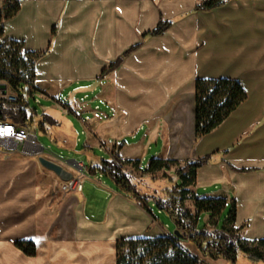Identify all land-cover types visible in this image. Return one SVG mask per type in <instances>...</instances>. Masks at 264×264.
<instances>
[{
  "label": "crops",
  "instance_id": "obj_1",
  "mask_svg": "<svg viewBox=\"0 0 264 264\" xmlns=\"http://www.w3.org/2000/svg\"><path fill=\"white\" fill-rule=\"evenodd\" d=\"M18 1L17 13L3 22L1 40L45 51L35 65V85L41 99L54 105L41 106V113L65 124L67 132L70 120L53 111L60 109L57 98L67 91L80 97L88 86L93 95L82 113L69 112L82 125L79 157L49 149L55 155L50 159L74 172L80 190L61 191V180L21 148L0 151V264H114L117 238L167 233V223L160 220L168 216L158 208L155 215L151 199L147 210L100 174H88L86 165L82 172L72 165L73 160L108 158L114 151L130 180L147 181L152 190L167 180L152 178L172 174L175 167L143 173L149 158L206 157L196 170L193 196L224 197L225 207L233 202V226L241 228V237L264 238V0H224L199 10L195 6L203 0ZM160 20L171 23L161 34H148ZM196 78L236 79L246 92L198 139ZM69 85L74 89L64 92ZM94 105L96 113L90 112ZM187 207L194 212L192 199ZM202 217L211 227L207 212L198 214L197 224ZM15 240L33 241L35 254H24ZM203 264L237 262L205 257Z\"/></svg>",
  "mask_w": 264,
  "mask_h": 264
},
{
  "label": "trees",
  "instance_id": "obj_2",
  "mask_svg": "<svg viewBox=\"0 0 264 264\" xmlns=\"http://www.w3.org/2000/svg\"><path fill=\"white\" fill-rule=\"evenodd\" d=\"M223 3L224 0H203L195 9H211ZM19 7L18 0H5L0 8V81H4L15 91L24 84L35 85V65L45 53L26 51L23 42L19 40H1L4 20L14 16ZM170 23L168 20H160L148 34H161ZM118 61L111 63L107 70H112ZM194 97V133L195 139H198L219 125L246 98V92L236 79L196 78ZM34 115L22 102L10 104L0 101V120L29 129H39L45 133V116L42 114L36 121ZM205 161L206 157L184 162L157 157L147 160L143 173L158 170L166 172L175 167L172 176L168 177L169 185L145 195L156 208L167 214L179 235L168 231L156 236L117 238L114 264H203V257L223 258L235 262L239 250L251 260H264V238L247 240L241 237V228L233 226V202L218 228L215 225L216 217L225 207V198L193 196L191 186L195 182L196 170ZM120 162L118 154L114 151L108 158L87 161L86 172L100 174L108 179L116 190L148 210L147 203L139 196L136 185L129 180ZM188 199L193 201L194 212L185 207L184 203ZM200 212L209 213L211 227L197 225ZM185 242L192 244L201 256L193 253ZM14 245L26 255L35 254L36 245L31 240H15Z\"/></svg>",
  "mask_w": 264,
  "mask_h": 264
},
{
  "label": "built area",
  "instance_id": "obj_3",
  "mask_svg": "<svg viewBox=\"0 0 264 264\" xmlns=\"http://www.w3.org/2000/svg\"><path fill=\"white\" fill-rule=\"evenodd\" d=\"M41 97L42 94L37 89L36 85L33 84L21 85L17 91L11 90L8 85L5 92L0 90V101H5L10 104L22 102L27 106L28 110L35 115L38 113L40 114V111L38 108L32 107L31 100H33L34 103L40 104ZM90 101L91 99L88 93H83L80 97H75L71 91H67L64 95L57 98L56 103L64 113L72 111L76 114H80L84 111L83 108L86 106L89 107ZM98 111V105H94L90 109L92 113ZM83 119L87 120L88 116H83ZM19 148H21L24 153L33 156L43 155L48 158L55 157L48 147H45L38 141L35 129H29L8 121L0 120V151H3V153H10ZM72 165L80 172L85 169V164L82 161L73 160ZM59 189L64 192L69 190H80L81 182L73 176L68 181H61Z\"/></svg>",
  "mask_w": 264,
  "mask_h": 264
},
{
  "label": "rangeland",
  "instance_id": "obj_4",
  "mask_svg": "<svg viewBox=\"0 0 264 264\" xmlns=\"http://www.w3.org/2000/svg\"><path fill=\"white\" fill-rule=\"evenodd\" d=\"M72 87H73V85L66 86L64 88V92L68 88L69 89L70 88L74 89ZM90 87L91 86L86 87L84 89V91H86L90 96H92L93 94L90 91V89H91ZM97 88H98V85H97ZM96 93H98L97 90L95 91V94ZM98 103L100 104V101ZM50 104L54 105V101L50 100V102H49V101H47L45 99H41L40 104H37V103H34L33 100H31L32 107L38 108L39 111H40V114L38 113L37 115H34V120L37 121L42 116L43 113H41V109H40L41 106L48 107ZM53 111L56 114H58V115H59V113L63 114V116H66L68 118V120H70V124L68 126L69 129L66 132L65 131V129H66L65 128V124H63L61 122H58V121L55 122L51 117L45 116L46 122L49 123L50 125H47V132H45V133L42 132L39 129L36 130L38 141L42 145H44L45 147H48L52 151L63 153L64 157H68V158L79 157L78 155L81 153L82 144L84 142V135L81 133L82 125L80 123V120L78 119L77 116H75V114H73V113H63V111L61 109H59V108H54ZM60 132H63V133H60ZM62 134L66 136L65 138H63L64 141H61L60 138H59ZM66 140H68V141L66 142ZM1 152H3V151H1ZM93 153L95 154V156H97L98 155L97 149H95L93 151ZM83 156H84V160L86 161V155H83ZM121 166H122V163H121ZM45 172H48V171L45 170ZM161 176L166 177V179H167L166 183H164V185H162V186H157L155 188L156 190H159L162 187H165V186L169 185L168 177L172 176V174H168L167 175L166 173H162V174L152 178V180L158 181L160 179L159 177H161ZM129 180H130V178H129ZM132 183L136 185V188H137V190H138V192L140 194L139 196L141 197V199L145 200V202L147 203V201H146L147 198H146L145 194L146 193H148V194L152 193L153 190H155V189H153V190L149 189V185L147 184V181H143L140 178H139V180L137 182L134 181ZM107 185L113 186L111 184V182H108V181H107ZM84 189H85L84 192H86L87 188L84 187ZM91 200L94 201V205H97V204L99 205V203H100V200L98 198L97 199L94 198V199H91ZM184 204H185V207L187 209H189L187 207V200L185 201ZM152 210L154 211V214L156 215L157 208L154 207V208H152ZM229 210H230V204H228L226 207H224L223 210L221 211V213L219 214V216L216 217V221H217L216 222V227L220 228V226L222 225V222H223L224 218L227 216ZM159 216L163 217V215H159ZM203 221L204 220H203V217H202L201 222L199 224H197V225L199 227H202L204 225ZM160 222H162L163 225H165L164 223H167V229L169 231L172 232V230L174 229L172 222L168 218H163L162 220H160ZM184 244L186 246H188L193 253H196L199 256H201V254L196 250V248L192 244H190L188 242H185ZM204 258L205 257H203V259ZM235 261L237 262V264H256L257 263L256 260H250V259L246 258L243 255L242 251H240V250L238 251L237 259Z\"/></svg>",
  "mask_w": 264,
  "mask_h": 264
},
{
  "label": "water",
  "instance_id": "obj_5",
  "mask_svg": "<svg viewBox=\"0 0 264 264\" xmlns=\"http://www.w3.org/2000/svg\"><path fill=\"white\" fill-rule=\"evenodd\" d=\"M6 89V83L0 82V90H2V92H5ZM37 160L43 167L52 171L61 181H68L74 176L73 171L67 169L62 163H59L53 159H50L43 155H38ZM172 233L175 235H179L177 229H173Z\"/></svg>",
  "mask_w": 264,
  "mask_h": 264
}]
</instances>
